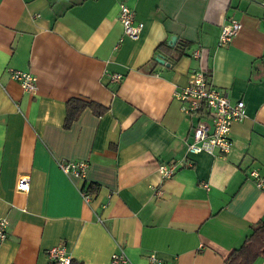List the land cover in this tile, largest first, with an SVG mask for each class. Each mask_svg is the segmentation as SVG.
<instances>
[{"label": "crops", "instance_id": "obj_1", "mask_svg": "<svg viewBox=\"0 0 264 264\" xmlns=\"http://www.w3.org/2000/svg\"><path fill=\"white\" fill-rule=\"evenodd\" d=\"M231 18L241 27L221 44ZM174 45L184 47L177 59ZM13 69L34 72L36 90ZM197 69L245 103L226 153H187L197 114L175 93ZM72 97L103 112L86 105L64 127ZM61 159H85L84 175L64 173ZM161 162L181 164L162 177ZM252 169L264 175V0H0V264H46L57 244L83 264H107L119 249L129 264H149L151 252L163 264H226L264 223ZM22 173L28 192L16 188Z\"/></svg>", "mask_w": 264, "mask_h": 264}, {"label": "built area", "instance_id": "obj_2", "mask_svg": "<svg viewBox=\"0 0 264 264\" xmlns=\"http://www.w3.org/2000/svg\"><path fill=\"white\" fill-rule=\"evenodd\" d=\"M134 12L132 8L121 2L119 4V19L122 23L124 33L129 37L138 38L141 27L134 22ZM241 22L238 19L231 18L225 22L219 32V42H228L240 29ZM199 55L198 51H195ZM10 76L17 80L22 88L29 92H34L37 87V76L34 72L24 69L11 70ZM120 73H111L114 81L120 80ZM176 97L182 101V110L185 113H196L197 119L192 125L191 141L187 146V153H197L202 150L214 151L218 149L220 153H226L231 148L230 128L234 121L241 120L245 116V103L242 99L234 102L230 100L227 90L215 85L210 81L208 74L197 69L192 71L187 79V83L175 93ZM183 164L189 165L190 160L183 158ZM180 162L172 164L159 163L158 170L162 177H169L178 169ZM59 168L66 174L82 176L87 168L85 159H61L58 161ZM250 176L255 179V185L264 190V175H260L258 170L252 169ZM207 186V183H205ZM16 188L28 192L29 174L19 175ZM83 199L88 202L91 198L89 191L82 189ZM8 220L6 217H0V241L6 237ZM48 255L51 259L57 260L60 264H69L70 256L65 251L63 244L53 245L48 249ZM149 264H163L160 257L154 253L148 255ZM107 264H129L126 253L122 250H116L111 254Z\"/></svg>", "mask_w": 264, "mask_h": 264}, {"label": "trees", "instance_id": "obj_3", "mask_svg": "<svg viewBox=\"0 0 264 264\" xmlns=\"http://www.w3.org/2000/svg\"><path fill=\"white\" fill-rule=\"evenodd\" d=\"M174 45L173 48H175ZM183 46L177 47L176 53L172 58L177 59L183 53ZM89 105L94 112L101 114L104 107L91 100L80 97L69 98L66 102V112L63 120V126L69 127L73 119H75L80 111ZM91 185H88L85 190L89 191ZM258 255H264V223L255 224L251 227V232L245 237L243 242L235 247L225 258L226 264H251L252 260ZM46 264H60L57 260L51 259ZM69 264H83L82 261L70 257Z\"/></svg>", "mask_w": 264, "mask_h": 264}, {"label": "water", "instance_id": "obj_4", "mask_svg": "<svg viewBox=\"0 0 264 264\" xmlns=\"http://www.w3.org/2000/svg\"><path fill=\"white\" fill-rule=\"evenodd\" d=\"M175 41V36H172L171 39H170V42L173 43ZM156 60L160 61V62H163L164 61V58L162 55H157L155 57Z\"/></svg>", "mask_w": 264, "mask_h": 264}]
</instances>
